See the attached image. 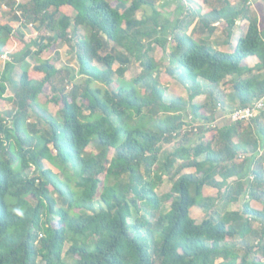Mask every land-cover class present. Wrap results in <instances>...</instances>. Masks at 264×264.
Listing matches in <instances>:
<instances>
[{
    "label": "trees",
    "instance_id": "1",
    "mask_svg": "<svg viewBox=\"0 0 264 264\" xmlns=\"http://www.w3.org/2000/svg\"><path fill=\"white\" fill-rule=\"evenodd\" d=\"M217 1L201 25L212 33L224 20L228 49L195 39L187 31L192 15L161 20L155 0H0V55H7L0 98L14 107L0 112V264H264V108L213 125L224 97L214 94L225 78L237 106L264 96V29L248 0L238 7ZM2 4L13 16L20 11L23 28L38 22L39 36L16 37ZM146 6L152 13L137 17ZM238 18L247 29L232 44ZM63 45L76 58L73 72L49 57ZM156 45L169 52L168 72L190 83L196 130L181 131L192 126L183 99L165 98ZM132 61L141 69L126 79ZM17 66V87L4 96ZM41 93L61 103V120L39 102ZM201 94L210 114L205 102H193ZM164 176L170 189L157 195L153 187ZM205 185L240 207L221 211L203 195ZM194 206L205 212L199 221ZM143 208L155 216L153 227L137 212Z\"/></svg>",
    "mask_w": 264,
    "mask_h": 264
},
{
    "label": "rangeland",
    "instance_id": "2",
    "mask_svg": "<svg viewBox=\"0 0 264 264\" xmlns=\"http://www.w3.org/2000/svg\"><path fill=\"white\" fill-rule=\"evenodd\" d=\"M20 1H29V0H20ZM156 1V6L157 9L160 10L162 12V16H161V20L162 17H168L173 19L176 16H184L186 15L184 12L178 11L177 9V5L178 3H180V0L177 1H173V0H155ZM233 2V0H231ZM112 4H115V1L112 2ZM264 3H261L260 6H258L256 8V10H251L253 14L257 15L258 17V22L260 24V26L264 29ZM186 4H184L182 7V9H185ZM150 15L151 12V8L149 6H146L142 9H139L136 11V16L137 17H141L143 15V13ZM5 20V19H4ZM216 24V28L218 30V34H215L216 39L226 36V31L223 30V24L220 23H215ZM235 33V40L237 41L238 38V33L237 31L234 30ZM29 39V37H28ZM234 40V41H235ZM235 41V43H236ZM170 44H173V41L170 40ZM222 49H228V47L226 45H222L221 46ZM118 51L122 49L117 47ZM48 50H45L41 53L42 57H46L48 54L47 52ZM61 53H62V60L60 61H53L55 63V65L57 67H62L65 65H68V67H70V69L72 70V72L74 70L77 69L78 65L77 62L75 60L74 57V53L72 52V50L70 49L69 45H63L61 46ZM156 59L159 61L160 63V73H159V80L161 82V84L163 86H165V98L167 101H169L171 98H175V97H181L183 99V101L185 102V110L182 112L184 115V121L186 122H191L192 126L188 125V124H184L182 126V133H184L185 131L190 130L191 127H193L194 130H196V127L200 124V122L194 121L192 120L193 118L190 115V111H189V101H188V97L190 94V83L187 82L186 80H183L182 78H180L178 76V72L176 71L174 74H170L168 72V67L171 65L170 61H169V52L167 49L163 50L160 46L156 45L155 46V53H154ZM7 55H0V61H3V59H6ZM3 57V58H2ZM258 62L257 57H249L247 59V63L251 66L255 65ZM30 63L33 65L35 64V60H31ZM117 65V63L115 64V66ZM0 66H2L1 62H0ZM172 66V65H171ZM174 66V65H173ZM18 69L14 72L15 74L12 76L13 80L12 82H10L7 85V89L4 93V96H9L12 95L17 87L18 84V80L20 78V74H21V68L17 67ZM141 69V64L138 61H132L130 68L127 70V72L125 73V78L129 79L130 77H132L133 75H135L138 71H140ZM264 71V69H263ZM228 78H225L217 87V92L214 94V96L219 95L218 92H220V95L222 96V94L224 95L223 98V102L220 103L218 105L219 107V111H221V114H226L229 113L230 110H232L234 107H236L238 105V101L236 99L235 93L233 92L231 86L229 85V81L227 80ZM208 100V98L205 96V94H201L197 97H195L193 99V102H196L198 104H202L205 102V108L203 111H205L206 114H210L211 113V104L206 103ZM39 102L45 105V108L47 110V112L51 113L54 117L58 118L59 120L62 119V116L59 114V109L61 106V103L55 104L53 102H51L49 100V96L48 94L45 93H41L39 95ZM13 105L9 102H7L6 100H4L3 98H0V112L1 111H5V110H9V111H13ZM217 115H219L216 112ZM216 114H215V120H216ZM186 115V116H185ZM221 116V115H220ZM228 115L222 118H219V120L217 121H213V125L217 126V123L220 124L224 119H227ZM185 122V123H186ZM214 131H209L205 134V139H210L213 135ZM192 138H196L195 135L191 136ZM179 142V139L177 140H173L172 142H166L163 144L164 147H173L174 144H177ZM90 150L93 149V147L91 146L89 148ZM264 147H262V152H263ZM261 151L259 152L261 155ZM45 166H50L51 165L48 162H44ZM180 162L178 161V164ZM53 170H56V168L51 167ZM185 172H191L193 171V168H185L184 169ZM251 177V176H250ZM217 179H220L219 176L216 177ZM171 186V180L168 179V176H164L163 180L161 182H158L154 187H153V191L155 194L157 195H161L163 193H165L166 191H168L170 189ZM223 189H221L222 191ZM203 195L204 196H211L214 198V201L216 202V205L218 207V209H220L221 211L223 210H228V209H237L238 207H240L239 202H226L224 200H221L219 198L218 195V189L209 185H205L203 187ZM251 201V205L256 208V209H261L262 208V204H260L257 201L254 200H250ZM100 202L98 200H96L94 202V209H99L100 208ZM168 206V202L165 203V207ZM134 209V208H133ZM137 212L140 215H144L146 218H148L150 220L151 227H153L154 225V220H155V216H152L150 214L149 209L143 208L141 210H137ZM133 214H136V211L133 210ZM190 214L192 217H194L195 219H197L198 221L201 220L204 216H205V212L202 208L198 207V206H194L191 208L190 210ZM255 229H259L261 226V222L260 221H255L253 224ZM253 236H251V241H252ZM67 245H65L64 250L66 249ZM242 253V252H241ZM66 259H69V257L66 255L65 257Z\"/></svg>",
    "mask_w": 264,
    "mask_h": 264
},
{
    "label": "crops",
    "instance_id": "3",
    "mask_svg": "<svg viewBox=\"0 0 264 264\" xmlns=\"http://www.w3.org/2000/svg\"><path fill=\"white\" fill-rule=\"evenodd\" d=\"M175 1H177V0H175ZM180 1L181 2L178 3V5H177V8H178L177 10L181 11V12H184L186 14V15H184V17L190 16V15L194 16L193 22L189 25L187 31L190 34H192V36L195 39H197V40H199V41H201L203 43L211 44V45H213L214 47H217V48H221L222 45H226V39L228 38L227 35L225 37L221 36L220 38L216 39L215 34H218L217 28L212 33H209L208 31L204 30V28L201 25V18L203 16V14L205 13V11H207L209 8H211L213 6L219 7L220 6V2L219 1H217V0H180ZM17 2L23 3L24 1L17 0ZM230 2L233 5L238 7V4L240 3V0H233V2L230 0ZM261 3H264V0H248L247 1V4H248L250 10H253V11L256 10V8L258 6H260ZM184 4H186V6H185L186 8L182 9L183 8L182 6ZM1 10L6 13L5 19L8 20V21H11V24L14 27V34H15L16 37H18L20 39H27L28 40V37L30 39L32 37L39 36L40 32H38V28H37L38 24H39L38 22H36V21L33 22V23L30 22V23H28L26 25V28H23L21 26L22 18L19 17L20 12L18 10L15 11L16 12V14H15L16 16L15 15L13 16L11 12L9 14L7 13V11L9 10V7L6 6L5 4L1 5ZM220 22L223 24V28L222 29L224 30V25H225L224 24V20H221V21H219L217 23H220ZM247 24H248V22H247V20L245 18H238L236 20L235 25L232 28L231 38L229 39L232 44H235V41H236L234 39L235 38L234 30L237 31V33H238L237 36L239 38L241 35H243L245 33V31L247 29ZM49 36H50V32L46 31L45 32V37L46 38H44V39L47 40V38ZM60 50H61V47H59V49L55 53H53V51H52L49 54V57L51 58L52 62L53 61H60V60L63 59L62 58V53H61ZM29 60L31 61V60H34V59H29ZM75 60H76V58H75ZM0 62L2 64V66H0V70H1L2 67H3V64H4V59H3V61H0ZM17 67H15L14 72L18 69ZM14 72H13V75L15 74ZM219 110L217 111V113L219 115L216 114V120L215 121L219 120V118H222V117H225V116L228 115V113L221 114V111H219ZM228 121H230L229 118L224 119L220 124L217 123V126L224 125V124L228 123ZM262 147H264V146H260L259 152L262 150ZM261 153L262 154L264 153V149H263V152L261 151ZM259 156H261V154H259ZM262 165L264 167V158L262 159Z\"/></svg>",
    "mask_w": 264,
    "mask_h": 264
},
{
    "label": "built area",
    "instance_id": "4",
    "mask_svg": "<svg viewBox=\"0 0 264 264\" xmlns=\"http://www.w3.org/2000/svg\"><path fill=\"white\" fill-rule=\"evenodd\" d=\"M263 108H264V96L259 99L253 100L250 104L234 107L228 113V118L231 122L248 120L252 118L254 115H256L258 112H260Z\"/></svg>",
    "mask_w": 264,
    "mask_h": 264
}]
</instances>
